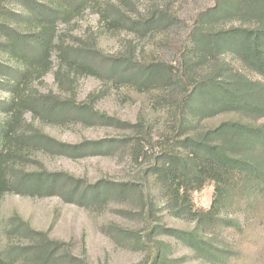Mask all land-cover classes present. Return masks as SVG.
I'll return each instance as SVG.
<instances>
[{"label": "rangeland", "instance_id": "1", "mask_svg": "<svg viewBox=\"0 0 264 264\" xmlns=\"http://www.w3.org/2000/svg\"><path fill=\"white\" fill-rule=\"evenodd\" d=\"M218 1L89 0L83 14L70 25L59 26L52 70L43 79L33 82L29 94L34 98L53 95L63 100L70 98V91H74L77 104L93 107V117L72 116L59 120L26 109L17 132L24 133L27 141L33 133L40 131L56 142L76 145L96 141L110 146L84 158H73L49 151L42 145L26 144L25 140L15 139L13 149L19 151V158L11 166L15 172L68 174L84 186L103 187L104 199L98 203H80L79 199L71 201L65 193L45 198L5 196L0 203L1 257L5 256L4 251L8 247L16 264H35L33 253L39 244V234H43L59 245L51 264H147L149 254L140 248L134 237L143 241L146 239L148 227L145 216L150 208L147 207L149 193L158 195L156 202L159 204L154 203L151 207L157 224L175 230L193 227L188 221L173 217L165 203H160L155 179L147 174L161 158L163 136L172 126V97L184 91L178 76L187 55L185 52L189 53L192 49L188 38L203 23L198 16ZM7 5L16 13L21 3L10 0ZM111 5L123 15L121 23L114 26L109 25L114 14H109V19L101 15L108 13ZM152 13L165 19L143 36L136 31L133 22L143 20ZM254 24H257L254 19L237 16L230 20H214L206 25V29L218 31ZM93 45L99 52V58L91 63L96 74L79 70L72 72L70 75L76 80L71 87L63 78L56 79L55 73L62 67L58 48L73 51ZM114 58L130 61L140 69L162 64L164 71L160 78L152 82H146L138 72L129 78L127 75L110 76L102 61ZM217 67L227 69L226 75L230 79L240 75L253 83L264 82L238 56L230 53H222L218 57L207 54L199 63L194 77L201 79L216 71ZM65 71L67 69H63L62 73ZM1 75L2 71L0 124L7 118L4 102L8 99ZM168 79L171 81L170 88L166 84ZM97 114L103 118L97 119ZM227 120L248 124L264 122L254 115L228 113L198 121L195 126L206 129ZM140 122L149 127L152 137L149 143H141L143 147L137 154L133 141L143 136L142 129L132 125ZM124 184H132L137 190L121 195L118 190ZM193 201L196 208L209 210L214 201V183L209 182L202 191L194 193ZM243 212L242 209V213L231 215L243 232L237 234L233 229L216 231L222 234H218L215 241L232 253L242 250L246 256L250 255L249 264H264V224L250 227V219ZM251 236L260 240L259 248H255L249 240ZM157 241L166 247L171 264H209L199 260L192 250L174 237L162 234Z\"/></svg>", "mask_w": 264, "mask_h": 264}, {"label": "trees", "instance_id": "2", "mask_svg": "<svg viewBox=\"0 0 264 264\" xmlns=\"http://www.w3.org/2000/svg\"><path fill=\"white\" fill-rule=\"evenodd\" d=\"M9 1L0 0L1 83L8 94L4 102L7 118L0 124V203L9 194L45 198L61 193H65L71 201L101 202L104 199L103 187L84 186L64 173L15 172L11 166L19 158V151L13 149L14 140L26 139L24 133L17 132L26 109L59 120L72 116L93 117V107L77 104L74 91H70V98L63 100L53 95L34 98L29 94L33 82L43 79L52 70L59 26L70 25L83 14L89 0H11L21 3L16 13L9 9ZM109 14L115 15H111L109 25L121 23L123 15L114 5L110 6L108 13L101 15L109 19ZM237 16L249 17L257 24L231 26L218 31L206 29V25L214 20H230ZM164 19V16L152 13L133 23L136 31L144 36ZM200 19L202 25L188 38L192 47L189 53L193 56L186 51L179 70L178 79L184 91L172 97V126L163 136L161 158L147 174L155 179L160 203H165L173 217L188 221L193 227L175 230L157 224L151 207L154 203L159 204L156 202L158 195L149 193L147 207L150 208L145 216L148 227L146 239L143 241L134 237L140 248L149 254L147 264H171L166 247L157 241L162 234L178 239L206 263L249 264L252 257L246 256L244 251L232 253L218 244L215 239L222 233L218 235L216 231L233 229L237 234L242 233L238 221L231 218L232 213H242V209L250 219V227L264 224V122L248 124L227 120L206 129L195 126L198 121L228 113L250 114L264 121V82L253 83L240 75L230 79L226 75L227 69L220 67L201 79L194 77L199 63L207 54L218 57L222 53H230L238 56L247 68L264 79V0H219L211 9L200 14ZM58 49L62 67L55 73L57 80L63 78L71 87L76 80V77H71L72 72L97 73L95 66L91 65L99 58L96 46L73 51L62 47ZM102 63L106 64L110 76L127 75L129 78L138 72L146 82L160 78L164 71L162 64L140 69L120 58ZM63 69H67L64 74ZM166 84L170 88L171 81L168 79ZM102 118L98 115L97 119ZM132 126L142 129L143 136L133 141V148L138 154L143 147L141 143H149L152 134L143 122ZM29 138L25 140L26 144L42 145L49 151L73 158H84L110 146L96 141L76 145L56 142L40 131ZM209 182L214 183L213 204L209 210L198 209L193 194L202 191ZM121 187L118 190L121 195L137 190L132 184ZM229 210L233 212L227 213ZM26 230L31 233L30 229ZM245 233L248 235L247 229ZM39 235L33 260L35 264H51L59 245L49 241L45 235ZM249 240L255 248L260 247L258 238L251 236ZM11 251L7 247L5 256H0V264H16L12 261Z\"/></svg>", "mask_w": 264, "mask_h": 264}]
</instances>
